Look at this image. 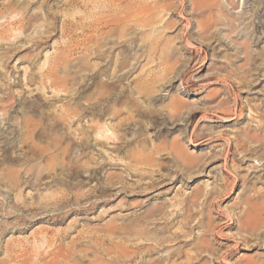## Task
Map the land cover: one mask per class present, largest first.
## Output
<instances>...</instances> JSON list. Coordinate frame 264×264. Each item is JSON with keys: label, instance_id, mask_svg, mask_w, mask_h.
<instances>
[{"label": "rangeland", "instance_id": "374dc122", "mask_svg": "<svg viewBox=\"0 0 264 264\" xmlns=\"http://www.w3.org/2000/svg\"><path fill=\"white\" fill-rule=\"evenodd\" d=\"M243 1L244 16L260 10L261 0ZM190 9L189 0H0V264H202L204 255L217 264L199 255L203 242L230 253V264H264V150L249 141L264 139V35L255 57L239 61L217 30L199 31L212 20ZM98 15L128 19L127 49L140 57L118 87L128 96L103 103L101 117L89 109L107 88L89 86L88 69L104 64L78 50L95 34L81 24L96 25ZM140 29L153 48H140ZM120 51L102 84L123 74L113 70ZM155 54L162 58H148ZM66 74L65 92H54L51 81ZM138 81L153 88L150 98L133 94ZM177 100L182 115L169 121ZM73 109L87 113L59 119ZM239 233L252 246L234 250Z\"/></svg>", "mask_w": 264, "mask_h": 264}, {"label": "bare ground", "instance_id": "6f19581e", "mask_svg": "<svg viewBox=\"0 0 264 264\" xmlns=\"http://www.w3.org/2000/svg\"><path fill=\"white\" fill-rule=\"evenodd\" d=\"M189 2L191 5L190 10H191L192 14H202V16H201L202 18H205L206 20H212V21H210V23H207V24H203L202 22L199 21L197 23V28L199 29L200 32H202L204 34H209L211 32V30L212 31L217 30L216 36H218V38L225 44L226 47H229V49H231L233 51V54L235 55L236 58L239 59V61L243 60L246 63H248L255 57L254 52H253L251 47H252V44L254 46L256 44V41H258V39L262 35H264V0H261V2H259L257 5L256 10H258V8L261 6L260 10L255 11L254 14H251L248 17L244 16V14H242L240 11H238L240 8V5L242 3H244L243 0H189ZM116 3L117 2H115V4ZM131 3H133V2H131ZM113 4L111 6H113ZM118 4H119V2H118ZM135 8H136V6H135ZM139 9H140V7H139ZM143 10H144V7H143ZM133 11H135V10H133ZM262 11H263V13H262ZM140 14L141 13H139V15ZM102 15H104V14L102 13ZM135 15H137V13H135ZM98 16H99L98 18L100 19L101 16L100 15H98ZM141 16H143V15H141ZM212 16H213V18H211ZM137 17L131 14V17L130 18L127 17V18H129L130 20L132 19V23H133V21L135 23L141 22V24L137 23L139 25L133 23V25L135 24L136 27L138 26V29L143 28V27L144 28L148 27V24L146 22L138 21ZM140 17H139V20L140 19L142 20V17L141 18ZM125 19H126V17H125ZM145 19H144V21H147ZM147 19H148V17H147ZM94 20H96V19H94ZM127 20L125 22L122 20L121 21H119V20L107 21V22H105L103 20H101V21L97 20L96 25H94V26L92 25L90 27L86 26V24H81L82 32H84V30L86 28H89L95 34L90 36V34H92V33H89L90 37L89 36L87 37L88 43H90L92 46H86V45H88V43L84 42V43H82L81 46H79L78 50L80 51L81 54H83V56H85V57L95 56V58H99L101 60V63L104 64L102 67H98V65H96V66H91L88 69V71H91L90 76L92 79L91 84H89V86H92V84L93 85L95 84L96 86L99 85V87L107 88V90L105 92H103L100 95V97L98 98L96 105L95 106L92 105V108L89 109L90 114L93 116L101 117V116H103V114H106L108 112L105 107H102L104 105L103 103L112 102L116 105L123 103L125 98L129 94L128 93V87H126V88H124V87L118 88V87H119L120 83L123 80H125V78L127 76L126 74L130 73L133 70V68L135 66H137L136 64L139 63L140 57H138L137 54L131 55L127 49V48L131 47V46L127 47L128 41L126 40L127 35L125 32L127 31L126 28H128V27L125 28V25H123L124 23L125 24L127 23ZM194 21H195V19H194ZM150 22L151 21H149L148 23H150ZM18 24H20V23L18 22ZM120 24L122 26V28H121L122 32L121 33L115 32L116 28H119L118 26ZM110 26H115V27H113V29H111V30L109 29L108 31H104L106 28H110ZM150 26L151 25H149V27ZM250 28H252L251 32L246 33V31L250 30ZM140 30H142V29H140ZM134 32H135V30H134ZM144 34H143V30H142V33L140 32L136 35V39H138V42H140V44H139L140 48L152 47L155 40L151 39V37L149 35L148 36L150 38L147 36H144ZM114 37L116 39L112 40V38H114ZM136 39H132V42L130 43V45H132ZM186 39H187V37H186ZM156 43H155V45H156ZM116 45H118V48H121L122 51H120L117 54V58L114 62L113 70L115 71V69H116L118 71H121V72L124 71V72L121 76L117 77L114 81H112L111 84L104 85L100 81H98V78L101 75L106 74L107 71L109 70V69H107V67L112 65L113 62L111 60L113 59L114 50L118 49V48H115ZM185 45L190 47V43L188 40L185 41ZM128 46H129V44H128ZM123 48H125V49H123ZM101 57H103V59ZM150 57H154L155 59H161L162 55L161 54L148 55V58H150ZM261 57H264V54ZM106 59H108V60H106ZM132 61H134L135 63L133 64ZM85 66H87V65H85ZM85 66H79V68H78L79 71L74 72V75H78L79 72L80 73L84 72ZM236 68L240 72L243 71L242 67L236 66ZM51 73L52 72H50V70L47 71V73H46L47 77H51V75H52ZM247 80H248V78H244V80L240 79L239 83L243 84V83L247 82ZM67 81H68V74H66V76L63 78V80H61L59 82H56V79H53L51 81L50 86H51V88H53L54 92L64 93L65 92L64 90H66V87H67ZM94 81H97V82L95 83ZM169 82H170V79L168 78L166 83H169ZM184 82H185V79L181 78L180 79V85H182L183 89L185 88ZM145 86L146 85H143L138 81L135 88H133V94H143L144 96L150 98L152 96V93H153V88L150 85H147L149 90H146L144 88ZM82 90H86V87H83ZM221 104H223L225 106L227 105L225 101L219 103V105H221ZM234 105H235L234 109H237V107L239 105L238 99L235 100ZM241 108H242V105H241ZM182 109H183V105L179 100L173 101L171 103V105L165 110L164 116L169 121H177L182 115ZM206 110H210V109H206ZM113 112H116L117 114H119V112L117 110H113ZM139 112L142 116L154 114L153 111H149L148 113H146L143 110L142 111L139 110ZM85 113H87V112H85V110H81V111L76 110V109L67 110L65 112L59 113V119H64V121L65 122L67 121V123L69 124L71 122H75L74 121L75 119H79ZM197 114H198V112H193V113L189 114V119H194L197 116ZM224 115H226V114H224ZM151 117H153L156 121L159 120V118L156 116H151ZM25 125H28V123H25ZM46 136H48V135L46 134ZM249 141L252 142L253 144H257V147L264 150V139L263 138L252 137L249 139ZM250 151H252V149H250ZM177 158H179L180 161L182 160L181 161L182 164L183 163L191 164L193 161V160L189 159L188 157L181 156V155L177 156ZM224 186L229 187V185H224ZM244 232L248 233L249 235H255V236H258L260 234L259 231H257V229L255 227L252 228L249 224H246ZM239 235H241L240 240L235 242L234 250L236 248L239 249L241 247V245H244V246L248 245V247L252 246V245H249V240L244 235H242L241 233H239ZM199 251H200L199 255L207 253L211 257L215 256L217 261H219L217 264H230L229 261L227 260L228 256H230V253H227V251H224V252L220 251L219 252L218 250H215L207 242L202 243V246H200ZM125 255L127 256V258H130V256L127 253ZM121 256L117 255L116 260L120 261ZM168 258H170V255L168 256ZM203 258L205 260L202 261V264H208V262H206L207 257L204 255ZM156 263L157 262H149V263L146 262L144 264H156ZM234 264H258V263L254 262L252 260L246 259L243 262L238 261L237 263H234Z\"/></svg>", "mask_w": 264, "mask_h": 264}]
</instances>
